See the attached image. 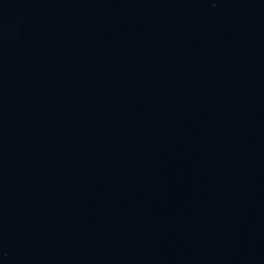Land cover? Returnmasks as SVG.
<instances>
[{"label": "water", "instance_id": "obj_1", "mask_svg": "<svg viewBox=\"0 0 264 264\" xmlns=\"http://www.w3.org/2000/svg\"><path fill=\"white\" fill-rule=\"evenodd\" d=\"M0 264H264V0H0Z\"/></svg>", "mask_w": 264, "mask_h": 264}]
</instances>
